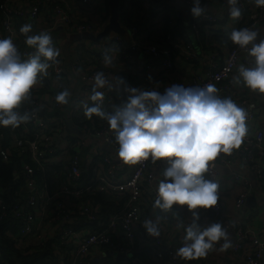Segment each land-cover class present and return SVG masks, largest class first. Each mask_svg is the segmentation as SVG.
Instances as JSON below:
<instances>
[{
    "label": "built area",
    "instance_id": "obj_1",
    "mask_svg": "<svg viewBox=\"0 0 264 264\" xmlns=\"http://www.w3.org/2000/svg\"><path fill=\"white\" fill-rule=\"evenodd\" d=\"M122 1L128 7H137L151 24L161 27L166 10L164 1ZM174 1L188 8L193 6L192 0ZM208 1L212 0H201L205 12L200 17L193 18L191 13L188 14L187 24L193 33L198 38L204 36V46L197 49L186 39H171L170 33L165 42L156 39L157 31L149 32L139 17L131 16L125 26L127 40L121 33L110 31L98 42H92L91 37L96 36L106 24L107 0H0V38L11 37L21 59H27L34 52L26 46L25 35L19 32L26 23L32 25L28 35L49 34L57 29L77 35V39L69 45L71 52L78 53L70 69L66 64L65 50L51 37L53 46L60 51L59 62L52 64L47 76L41 78L42 82L30 90L29 99L16 109L21 115L27 113L29 120L17 128L0 127V159L8 162L16 157L18 162L12 169V176L14 179L23 177L19 188L25 196L13 204L9 214L18 220L14 225L18 227L15 231H7L8 235L16 238L18 248L54 239L58 264H90L97 258L90 257L91 250L95 248H103V252H133L136 232L140 231L144 242L152 247L149 259L141 261L132 256L126 264H185L175 255L176 244L166 228V223L170 221L179 224V221L173 220L171 209L163 211L155 208L160 217L158 237L148 235L143 228L144 221L149 219L143 214V205L148 203L153 206L156 182L163 179V171L154 170L151 159L135 166L117 162L111 152L116 151L118 145L107 122L100 121L101 118L96 116L87 119L83 114L81 105L91 103L88 97L97 71H103L110 84L117 82L118 72L111 65L105 66V54L135 72L144 73L148 78L146 84L153 85L151 90H157L156 85L163 73L172 75L173 71H177L174 53L191 63L196 62L199 66L197 70L189 81L181 84L186 87L215 84L221 99L231 98L247 114V134L240 147L231 154L218 155L210 162L204 176L219 182V163L229 166L235 158L245 173L232 172L230 175L241 185L234 207L239 209L244 205L253 185L264 193V94L251 90L247 94L240 93V84H236L233 77L241 66L254 67V58L247 49L234 45L229 39L230 33L241 27L258 31L257 42L264 39V7H256L253 0H239L237 6L242 14L235 20L228 15L226 0L218 5L219 13L208 11ZM169 23L175 25L173 19ZM218 34H223L230 43L217 38ZM208 38H216L221 44L209 50ZM125 81L127 86L149 90ZM120 86L121 91L118 92L103 90L102 108L108 107L106 112L113 111L114 106L125 101V85ZM65 89L70 93L69 104L56 103L55 96ZM71 126L78 132L70 129ZM104 145H109L112 151H105L102 148ZM99 189L124 198L121 211L110 214L105 221L98 217L100 206L85 198ZM6 209L7 205L0 195V219L5 216ZM198 211L199 220H213L227 228L233 236L229 248L245 264H264V235L249 227L245 219L228 216L220 199L213 208ZM46 221L52 223L54 233L43 237L39 232L38 237H30L37 224ZM181 226L186 227L184 224ZM222 244L223 241H220L216 245L221 247ZM60 245L65 247L59 249ZM98 261L101 262L99 257ZM0 264H4L2 258ZM187 264L208 263L204 258Z\"/></svg>",
    "mask_w": 264,
    "mask_h": 264
},
{
    "label": "clouds",
    "instance_id": "obj_2",
    "mask_svg": "<svg viewBox=\"0 0 264 264\" xmlns=\"http://www.w3.org/2000/svg\"><path fill=\"white\" fill-rule=\"evenodd\" d=\"M228 15L235 20L241 17L239 0H226ZM256 7H264V0H253ZM190 13L200 17L205 9L201 0H192ZM31 24H24L19 32L24 34L25 44L34 52L21 59L11 37L0 38V127L17 128L29 120L16 109L29 99L30 90L42 82L52 64L58 63L60 51L53 46L50 34L41 32L28 35ZM250 27L234 29L229 39L234 45L247 49L254 58V67L241 66L233 77L236 84L264 94V39ZM251 45L249 48L248 46ZM105 66L112 64L109 55L104 56ZM117 85H125L127 97L113 111L102 108L104 89L113 90L103 71H97L91 81V95L81 105L85 118L99 117L107 122L118 145L116 156L123 165L135 166L151 159L153 163L166 161L163 179L156 188L153 207L163 211L173 205L186 206L192 222L184 228V243L175 255L187 262L204 259L215 245L223 241L219 251L231 247L227 228L212 223L201 228L198 210H209L218 203L219 184L205 179L210 162L218 155L231 154L240 147L247 134L246 111L229 97L221 99L215 84L203 87H186L172 84L163 91L141 90L127 86L123 77H116ZM70 93L64 90L55 96V102L69 104ZM146 219L143 228L152 237L159 236L158 221Z\"/></svg>",
    "mask_w": 264,
    "mask_h": 264
},
{
    "label": "crops",
    "instance_id": "obj_3",
    "mask_svg": "<svg viewBox=\"0 0 264 264\" xmlns=\"http://www.w3.org/2000/svg\"><path fill=\"white\" fill-rule=\"evenodd\" d=\"M164 1L166 4V10H165V17L162 22V25L156 27L155 25L151 24L148 18H145L143 13L138 12L137 7H128L122 0L119 1V24L122 28H124V32L121 33L125 40H127V33L125 26L128 23L129 17H135L142 23L144 27L147 28L149 32L157 31L158 34L155 35V38L160 41H167V34L170 33L171 39L174 38H181L186 39L190 41L197 49H200V46H204L202 43V40L204 39V36L202 35L201 38H198L197 35L193 33L189 25L187 24L188 14L190 13V9L185 5H181L179 3H176L174 0H161V1H154L155 3H160ZM222 2V0H212L208 1V11L213 13H219V7L218 5ZM121 12V15H120ZM126 14V17H123V14ZM110 17V11L109 6L107 9V15H106V23L108 22ZM141 18V19H140ZM173 19L175 22L174 26H171L169 23V20ZM110 32V31H109ZM116 32V31H115ZM55 42H59L61 44L62 49L67 48L66 40L59 39L58 35L62 37V32L60 29H57L53 32ZM200 36V35H199ZM94 42V40H91ZM98 42V41H95ZM219 41L216 38H208L207 39V47L208 44L210 45L209 50H213V47L219 46ZM72 50L66 49V64L67 67L70 69L71 65L75 62L73 59L68 58V56H72L73 52ZM173 60L175 66H177V71H173L174 73L172 75H168L167 73H163L162 77L160 78L159 82L156 85L157 90L163 91L164 88L172 85V84H181L183 82L189 81L191 75L194 71L197 70L199 67L198 64L191 63L188 60L184 59V57H179L176 53L173 54ZM116 71V70H115ZM116 72H124L125 74V80L131 82L134 85H138L144 88H148L151 90L153 88V85L146 84L147 83V76L144 75L142 72H135L133 69H129V66L127 65H120L118 67ZM128 74H126V73ZM113 91H121V86L116 84L113 85ZM240 93L247 94L249 89L243 86V84H240ZM239 93V94H240ZM114 159L118 162V158L116 156V151L111 152ZM152 162V161H151ZM168 166L166 161H157L155 163L152 162V167L154 170L158 171H164V169ZM218 169L220 171V180L218 182L219 189H218V197L222 203V207L226 214L230 217H239L245 219V223L251 227L254 231L257 233L264 235V193L258 189L255 185H253L252 192L248 195V197L245 200L244 205L236 209L234 207V200L241 190V185L234 181L231 178L232 172H239V173H245V171L242 169L240 164L237 162V160L234 158L229 166L222 165L219 163ZM206 179V177H205ZM158 182H156L157 187ZM99 193L103 195L104 198L113 200L115 197L109 193H104L103 190H98ZM91 200L94 204H98L100 208L102 207V204L98 201L96 202L93 199ZM144 210V216H146L149 219H154L155 217H158V214L155 213V207H153L151 204L145 203L143 205ZM173 220L179 221V224L177 225L175 221H170L166 223L167 231L171 234L172 242L174 241L176 244V249L182 246L184 243V229L181 227L182 224L189 225L192 222V215L189 213V211L186 210L185 206H178L173 205L171 208ZM76 222L80 223L78 219L75 220ZM201 228H206L212 223H215L213 220L208 222H203L202 220L198 221ZM35 232L30 237H38V233L42 232L43 237H50L54 233V228L52 223L50 222H44V223H38L35 227ZM144 237L140 231L136 232V237L134 240V244L137 243L136 238L138 240V247H143L149 243L144 242ZM229 238L232 242L233 236L231 233H229ZM176 239V240H175ZM220 247L218 245H215V249L206 257V262L208 264H245L244 260L240 257H238L236 254H234L230 248H228L225 251H219ZM102 249L95 248L91 250V259L94 257H97L96 264H100L99 259L102 261L106 260L108 258V264L115 260H121L120 264H126L122 258L116 256L114 253L116 252H103ZM105 250V249H104ZM132 258L129 257L127 263Z\"/></svg>",
    "mask_w": 264,
    "mask_h": 264
},
{
    "label": "trees",
    "instance_id": "obj_4",
    "mask_svg": "<svg viewBox=\"0 0 264 264\" xmlns=\"http://www.w3.org/2000/svg\"><path fill=\"white\" fill-rule=\"evenodd\" d=\"M121 15V12H120ZM126 17V14H123ZM217 38L223 37V34H218ZM225 42H229L226 41ZM230 43V42H229ZM126 73V72H125ZM128 74V73H126ZM116 75L125 79L124 72H118ZM108 107L103 108L106 111ZM78 119V118H77ZM100 121H104L100 119ZM1 132V131H0ZM17 158L13 157L8 162L0 159V195L2 196L5 204L7 205L5 216L0 219V251L2 252L0 258L3 259L4 264H58L56 254L54 252V239L47 240L42 244L27 245L24 248H18L16 246V238L7 234V231L13 230L18 227H14L18 223L16 218L10 217V211L13 204L17 203L25 196L19 187L23 183V177L14 179L12 176V169L17 165ZM86 196V195H85ZM84 196V197H85ZM113 200H109L103 197L98 191L93 194L87 195L85 198L93 199L96 202H100L102 207L100 209L98 217L106 220V218L112 213H119L122 209L124 198L114 196ZM133 249V257L139 258L141 261H147L149 259L150 252L152 250L151 244H147L143 247H138V240ZM65 246L60 245L58 248L62 249ZM108 258L100 262V264H108ZM121 260L112 261L109 264H120Z\"/></svg>",
    "mask_w": 264,
    "mask_h": 264
},
{
    "label": "water",
    "instance_id": "obj_5",
    "mask_svg": "<svg viewBox=\"0 0 264 264\" xmlns=\"http://www.w3.org/2000/svg\"><path fill=\"white\" fill-rule=\"evenodd\" d=\"M119 1L120 0H107L109 11H110V17L108 22L105 24L103 29L96 35L92 36L91 38L95 41H99L102 37H104L109 31H116L118 33H123L124 28H122L119 24L118 18H119ZM152 1H161V0H152ZM131 52H134L132 49H128ZM68 125H71V122L68 121ZM70 129H74L72 126ZM75 132H78L76 129H74ZM105 151H112V148L109 145H104L102 147ZM116 256L122 258V260L127 263L129 257L133 256V252L129 254L124 253H114ZM97 258H94L90 264H96Z\"/></svg>",
    "mask_w": 264,
    "mask_h": 264
},
{
    "label": "rangeland",
    "instance_id": "obj_6",
    "mask_svg": "<svg viewBox=\"0 0 264 264\" xmlns=\"http://www.w3.org/2000/svg\"><path fill=\"white\" fill-rule=\"evenodd\" d=\"M53 32L54 31L50 32L49 34H50L51 37L54 38ZM61 32H62V37L58 35V38L59 39H64L65 38V40L67 42V44H66L67 48H65L64 50L66 52V49H69V47H70L69 45H70L71 41L77 39V35L75 33H73V32H69V31L61 30ZM80 41H81V43H84V40L80 39ZM76 56H78V53L75 51V52H73V55L71 57L68 56V58L73 59ZM120 65H122V64L119 63V61L116 58H114L112 60V64H111L112 69L117 71V69H118V67H120Z\"/></svg>",
    "mask_w": 264,
    "mask_h": 264
}]
</instances>
